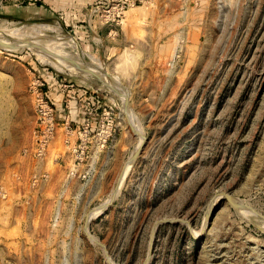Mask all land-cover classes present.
Instances as JSON below:
<instances>
[{"label":"rangeland","instance_id":"rangeland-1","mask_svg":"<svg viewBox=\"0 0 264 264\" xmlns=\"http://www.w3.org/2000/svg\"><path fill=\"white\" fill-rule=\"evenodd\" d=\"M63 1L0 0L108 75L0 48V264H264V0Z\"/></svg>","mask_w":264,"mask_h":264},{"label":"bare ground","instance_id":"bare-ground-1","mask_svg":"<svg viewBox=\"0 0 264 264\" xmlns=\"http://www.w3.org/2000/svg\"><path fill=\"white\" fill-rule=\"evenodd\" d=\"M0 43L5 44L7 46V50H12L15 52L22 51L25 48H28V49L31 48L37 51L39 54H41L43 57H45L49 61L56 64L57 66L63 69H66L68 71H71V72L83 74V76L95 75L98 77H105V78L106 76H108V75H105L103 71L100 72L99 70L95 69L94 66L91 65V63H86V62H81L80 60L79 61L75 60L72 57V55L66 50V47L69 45L78 47V45L75 42L74 38L69 37L67 35L59 36V37L12 39V38L7 37L6 34H0ZM91 61H94L95 63H97V59L93 56H92ZM75 62H77L80 65L79 68L73 66Z\"/></svg>","mask_w":264,"mask_h":264},{"label":"crops","instance_id":"crops-1","mask_svg":"<svg viewBox=\"0 0 264 264\" xmlns=\"http://www.w3.org/2000/svg\"><path fill=\"white\" fill-rule=\"evenodd\" d=\"M44 1L45 2L52 1L51 3H53V4L57 2V0H44ZM63 2H65V4H64V7H62V9L67 10V12L69 13L68 15L70 16L69 17L70 21H72L73 17L78 18V20L81 19V17L85 19L86 15H85V13H83V11L85 12L86 9H83L82 6H79L77 9L73 8L71 3H69L70 0H64ZM54 6H55V4H54ZM0 9H2V10H0V13H4V15H7V13L11 10L10 6H8V5H0ZM52 95L54 98L57 95V92H53Z\"/></svg>","mask_w":264,"mask_h":264},{"label":"water","instance_id":"water-1","mask_svg":"<svg viewBox=\"0 0 264 264\" xmlns=\"http://www.w3.org/2000/svg\"><path fill=\"white\" fill-rule=\"evenodd\" d=\"M0 48L7 49V46H6L5 44H3V43H0ZM126 106H127V102H126ZM134 157H135V154L131 157V161H133ZM225 196H226L227 200H228L231 204L236 205V201L234 200V198H233L231 195H229V194H225ZM110 203H111V201L108 202L106 205H103V206L101 207L102 210L105 209ZM88 235L93 239L92 235H90L89 233H88ZM93 240H94V239H93ZM100 244H101V243H100Z\"/></svg>","mask_w":264,"mask_h":264},{"label":"built area","instance_id":"built-area-1","mask_svg":"<svg viewBox=\"0 0 264 264\" xmlns=\"http://www.w3.org/2000/svg\"><path fill=\"white\" fill-rule=\"evenodd\" d=\"M37 100H38L37 101L38 105L41 106L42 108H45V106L47 107L49 105L48 101L45 99L43 93H39L38 94V99Z\"/></svg>","mask_w":264,"mask_h":264}]
</instances>
